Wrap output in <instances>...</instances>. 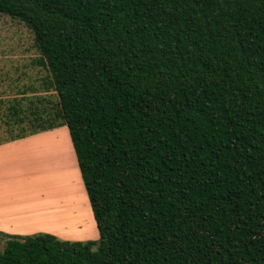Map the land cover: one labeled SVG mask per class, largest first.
<instances>
[{
  "label": "trees",
  "instance_id": "16d2710c",
  "mask_svg": "<svg viewBox=\"0 0 264 264\" xmlns=\"http://www.w3.org/2000/svg\"><path fill=\"white\" fill-rule=\"evenodd\" d=\"M0 14L33 34L44 72L0 96V142L66 126L99 235L0 232V264H264V0Z\"/></svg>",
  "mask_w": 264,
  "mask_h": 264
},
{
  "label": "rangeland",
  "instance_id": "374dc122",
  "mask_svg": "<svg viewBox=\"0 0 264 264\" xmlns=\"http://www.w3.org/2000/svg\"><path fill=\"white\" fill-rule=\"evenodd\" d=\"M37 55V49L33 44V34L27 27L7 15L0 14L1 97L9 100L14 97L17 89L39 86L40 81L36 78L40 80L44 72L33 64ZM29 94L32 93L29 92ZM48 106H51V102H48ZM23 125L27 124L21 126ZM64 130L67 131V128L65 127ZM5 137L4 130L0 129V139ZM67 140L64 132L38 136L31 143L35 150L29 152V147H23L22 150L18 148L12 153L16 158L17 166L20 163L21 167L23 163L24 168L27 167L23 172H21L23 168H19L17 172H21V176L12 182L17 186V196H21L17 214L29 218L30 212L40 211L38 215L32 214L33 216L28 220L30 226L34 227V233L44 228L56 231L58 235L55 236L63 240H94L99 236L98 230L91 208L89 207V212L87 210L84 198L86 193L85 191H83L84 195L82 193L83 185L79 182ZM6 155L9 156L10 153ZM28 169L31 170L29 178L23 176L24 171ZM69 207L70 209L66 212L72 217L71 222L55 228L50 216L53 213L52 210ZM75 207L82 212L81 219H78L80 217L74 219L72 211ZM75 212L77 213V210ZM3 245L4 240L0 238V250Z\"/></svg>",
  "mask_w": 264,
  "mask_h": 264
},
{
  "label": "crops",
  "instance_id": "0c3cea01",
  "mask_svg": "<svg viewBox=\"0 0 264 264\" xmlns=\"http://www.w3.org/2000/svg\"><path fill=\"white\" fill-rule=\"evenodd\" d=\"M65 127L66 126L62 125V126L54 127L53 129L40 131L35 134H31V135H28V136H25L19 139L0 142V232L4 234H8V235H29V234H33L35 231L33 230L34 227L30 226V224L28 223V220L29 218L31 219L33 215H38L40 211L30 212V214H28V217L31 215L29 218L18 216L17 214V212H19L18 205L20 204L21 196H17V191H16L17 186L13 184L12 182L20 178L21 172H23V170H25L27 167L24 168L23 163L21 164V167H20V163H18V166H17L16 158L12 155V153L16 151L18 148L22 150L23 147H29V152H31L32 150H35L33 149L34 146H31V143L35 140L36 137L44 136L48 134L49 135L56 134V133L59 134L60 132H64V134L66 135V138L68 139L67 141H68L69 151L72 156L76 171L78 173L79 182L81 183V185H83L80 172L78 169L76 157L74 154V150L72 147V143L69 137L68 129L67 131L64 130ZM25 150L27 151V149ZM8 153H10L9 156L6 155ZM19 168H23L20 173L17 172ZM30 171L31 170L29 169L24 171L25 174L23 173V176H26L29 178L31 175ZM81 189L84 195V192H83L85 191L84 186L83 187L81 186ZM86 197H87V194H86ZM86 197L84 196L85 201H86V207L89 212L90 205H89V201H87L88 198ZM69 209L70 207L62 209V210H54V209L52 210L53 213L50 216L53 220L55 228H59L62 225H66L71 222L72 217H70L69 213L66 212ZM78 209L79 208L75 207V210L72 211V215L74 219L75 218L77 219V217H80L78 219L82 218L81 217L82 215L80 214L82 212L80 211V209L79 210ZM76 210H77V213L75 212ZM92 217H93V214H92ZM35 228L38 229V227H35ZM39 232H44V233L50 232V234L53 233V235H56V234L58 235L56 231H52L50 229H44V228L38 229L37 233Z\"/></svg>",
  "mask_w": 264,
  "mask_h": 264
}]
</instances>
